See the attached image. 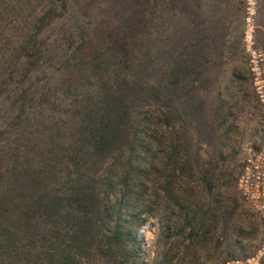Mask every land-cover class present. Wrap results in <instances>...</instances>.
Listing matches in <instances>:
<instances>
[{"label": "rangeland", "instance_id": "1", "mask_svg": "<svg viewBox=\"0 0 264 264\" xmlns=\"http://www.w3.org/2000/svg\"><path fill=\"white\" fill-rule=\"evenodd\" d=\"M139 1L133 4L139 19L128 20L115 0H0V79L10 70L14 78L0 82L5 88L0 130L24 142L34 123L47 124L35 153L21 158L57 154L58 163L51 160L61 173L56 185L63 188L73 175L65 174L73 171L66 159L74 137L70 134L75 125L69 119L77 105L74 100L86 95L93 99L95 92L114 86V80L118 91H126L130 85L120 74L129 73L136 83L127 131L149 119L147 158L152 164L144 205L139 202L133 214L121 215V236L110 251L101 253L95 245L76 247L72 237L66 238L73 231L61 223L48 227V234L55 243L61 239L72 247L69 260L85 264H222L253 253L264 243V225L234 186L241 146L264 132V107L254 97L242 52L244 0ZM254 1L255 41L264 48V0ZM46 10L53 18L37 33L38 19ZM20 43L32 54L20 53ZM118 44L127 45L125 52ZM123 54L131 65L122 62ZM7 58H18L15 68L7 69ZM25 86L32 98L24 96L29 106L22 110L4 93L10 89L8 95L15 96ZM27 112L33 116L24 121ZM41 113L50 118H40ZM16 114L24 124L15 121ZM17 125L19 131L9 135ZM125 149L103 151L89 166L83 164L87 170L78 167L74 174L102 175L115 157L124 159ZM166 184L180 190L176 202L168 198ZM93 187L102 197L101 181ZM120 187L116 182L109 204L118 199ZM62 216L70 221V214ZM36 230L42 234L44 229ZM133 235L139 239L137 249ZM258 264H264V249Z\"/></svg>", "mask_w": 264, "mask_h": 264}, {"label": "trees", "instance_id": "2", "mask_svg": "<svg viewBox=\"0 0 264 264\" xmlns=\"http://www.w3.org/2000/svg\"><path fill=\"white\" fill-rule=\"evenodd\" d=\"M115 1L120 8L123 7V10H126L128 20L139 19L133 6L137 0ZM145 1L140 0L139 2L144 4ZM52 18L53 14L49 13V10L43 12L38 19L37 33L42 25L47 24ZM121 45L118 44V50L121 49ZM122 46L125 52L127 45ZM19 47L20 53L23 55L32 54L28 53L22 43L19 44ZM17 59H5L7 69L10 70L9 67L12 66L15 68ZM122 62L132 64L133 61L123 54ZM114 74L119 78L118 73ZM120 75L122 82L129 83L128 90L118 91V88L115 87L117 80H114V86H109L106 91L95 92L92 95L93 99L86 95L80 100H74L77 104L75 110L69 111V119L75 125V129L70 135L74 137L69 139L68 158L66 159L73 171L66 170L65 174L73 172V175L70 178V184L63 188L56 185L58 179L60 180L61 173L57 167L54 168L55 163L51 160L56 159L58 163L57 154L42 157L39 160L30 156L21 158L22 154H28L27 152L35 153L34 146L40 143L38 139L45 134L47 124L34 123L31 129L26 131L31 134L30 138H26L29 140L27 143H25L27 141L25 139L24 142H18L17 135H14L13 138H10L12 136L6 137V130H0V264H85L83 260L67 258V252L72 249L66 245L67 243H63L61 239L56 243L53 241L52 235L48 234L47 230L55 223H61L67 230L73 231L66 238L72 237L78 248L83 245L86 247L95 245L101 253L114 248L117 239L121 236L118 221L122 214H133L136 204L143 201L148 187V166L152 164L147 158L150 137V133L147 131L149 119L144 118L146 122L142 127L138 126V129L127 131L128 121H130L128 107L130 102H133L132 92L136 81L131 77L128 78L129 73ZM12 76V70L7 71L6 76L0 79V82L13 81ZM4 90L5 88H0V96ZM9 90L5 91L4 96H11V103H17L16 106L22 110L23 106H29V102L24 99V96H28L29 100L32 98L28 91L29 87L21 88L20 94L15 96L13 93L8 95ZM44 98L48 101L47 96ZM23 114L24 121L33 116L29 112ZM14 116H16L15 121H22L24 124L19 115ZM40 118L45 119L50 116L41 113ZM17 127V130H13V132L8 130L7 133L13 135L21 128L18 125ZM160 141L159 139L157 142L160 144ZM123 147H126L124 159L119 157L122 155L115 157L102 175L98 171L92 175L85 171L83 174L78 171L74 174V170L78 167L87 170L83 164L89 166L97 155L103 154V151H113L114 149L123 151ZM170 148L171 142L169 141ZM154 150L161 151L163 149L154 147ZM39 161L41 162L38 163ZM176 165L177 161L175 160L170 167L171 181L174 179L173 171ZM88 180L93 181V184L86 183ZM97 181H101L103 184L104 189L100 191L102 197H99V192H95L93 187ZM116 182L121 183L119 190L122 191L118 199L109 204L110 192L115 189ZM165 191L168 198L174 200L173 202H176L180 196V190L170 184H166ZM70 199L73 200V203ZM143 205L144 203H141V206ZM169 209L170 212L173 211V207ZM65 214H70V221L62 216ZM39 228L44 229L42 234L37 233L36 229ZM99 235L103 241L99 239ZM137 237L132 236V244L136 249L139 248Z\"/></svg>", "mask_w": 264, "mask_h": 264}, {"label": "built area", "instance_id": "3", "mask_svg": "<svg viewBox=\"0 0 264 264\" xmlns=\"http://www.w3.org/2000/svg\"><path fill=\"white\" fill-rule=\"evenodd\" d=\"M255 1L244 0L241 43L255 99L264 107V48L255 41ZM241 159L234 186L240 200L249 205L264 225V132L261 138L241 146ZM262 247L255 252L225 259L222 264H258Z\"/></svg>", "mask_w": 264, "mask_h": 264}, {"label": "water", "instance_id": "4", "mask_svg": "<svg viewBox=\"0 0 264 264\" xmlns=\"http://www.w3.org/2000/svg\"><path fill=\"white\" fill-rule=\"evenodd\" d=\"M138 236L141 235V229L138 230V233H137Z\"/></svg>", "mask_w": 264, "mask_h": 264}]
</instances>
